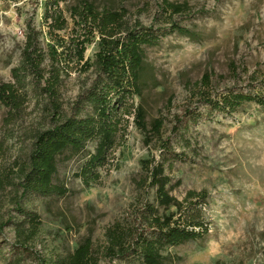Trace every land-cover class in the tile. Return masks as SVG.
Returning <instances> with one entry per match:
<instances>
[{"label":"rangeland","instance_id":"374dc122","mask_svg":"<svg viewBox=\"0 0 264 264\" xmlns=\"http://www.w3.org/2000/svg\"><path fill=\"white\" fill-rule=\"evenodd\" d=\"M44 1L0 0V83L12 80L28 23L44 34L45 50L57 41L68 40L69 32H58V39L49 34L42 20ZM96 1L128 9L132 24L138 21L146 28L162 27L160 19L157 21L162 0ZM168 1L189 4L190 15L176 21L199 37L192 40L173 34L147 49V63L153 72L149 69L145 79L143 99L136 97L131 102L134 108L130 107L134 113L143 106L148 122L163 120L162 140H148L133 116L126 114L121 116L116 147L106 166L99 169L97 184H83L78 176L82 160L64 163L59 179L69 190L65 199L21 202L42 221L29 251L16 247L13 225L21 220L19 197L5 193L0 200V264H41L72 252L87 236L101 253L107 245L106 231L114 223L138 226V212L144 203L155 202L154 189L144 184V189L140 187L142 163L161 161L166 156L162 145L168 140L171 152L179 158L172 168L167 167V174L182 182L173 195L180 200L190 190L210 195L205 209L210 235L206 241L171 249V254L181 258L176 264H264V108L250 103L231 116L211 112L201 99L207 90L197 85L208 73L214 97L228 91L264 95V0ZM66 17L69 19L68 14ZM94 54L95 46L89 47L86 60ZM232 63L238 68L236 72L231 71ZM68 65L61 94L63 112L71 116L75 102L94 77L76 61ZM28 105L6 130L3 119L7 110L0 104V137L8 149L5 167L30 151L35 130L50 127L43 103L36 105L32 99ZM193 115L201 116L194 121ZM88 149L94 153L96 143ZM100 260V264H125L103 256Z\"/></svg>","mask_w":264,"mask_h":264},{"label":"trees","instance_id":"16d2710c","mask_svg":"<svg viewBox=\"0 0 264 264\" xmlns=\"http://www.w3.org/2000/svg\"><path fill=\"white\" fill-rule=\"evenodd\" d=\"M42 7V20L49 34L58 39V32H69L68 40L57 41L45 50L44 34L28 23L20 61L11 71L12 80L0 83V104L7 110L4 129L17 122L32 99L36 105L43 103L50 124L48 129H37L31 134L30 151L11 167L3 166L8 149L0 137V200L8 191L15 193L16 199L19 197L17 212L21 220L13 226L16 247L23 252L29 251L42 221L36 211L21 202L65 199L69 190L60 181L59 170L73 159L83 161L78 172L83 184L86 187L97 184L99 169L106 166L116 147L121 116H133L137 128L148 140H162L163 120L148 122L143 106L131 112L134 108L131 102L144 97L149 69L153 72L146 51L173 34L192 40L199 37L176 21L190 15L192 8L187 3L162 0L157 20L160 19L162 27L158 29L146 28L138 21L132 24L128 9L102 6L96 0H45ZM91 46H95L94 57L86 60ZM74 61L84 72H91L94 79L75 102L70 116L63 112L61 90L68 63ZM230 67L233 72L238 69L233 63ZM211 77L207 73L197 84L207 90L201 99L211 112L231 116L250 103L264 108V95L257 91H228L214 97L209 91ZM200 116L193 115L192 119L198 121ZM93 143H96L94 153L88 149ZM162 146L166 156L161 161L151 159L142 163L140 187L144 189V184L154 189L155 202L144 203L138 212V226L116 222L106 231L107 245L101 253L87 236L72 252L42 260L41 264H100L101 256L125 264H176L181 258L171 254V249L206 241L210 223L205 209L210 195L194 190L187 191L182 200L173 195L182 182L173 181L167 167L172 168L179 156L171 152L169 140ZM11 223L10 220L7 225Z\"/></svg>","mask_w":264,"mask_h":264}]
</instances>
